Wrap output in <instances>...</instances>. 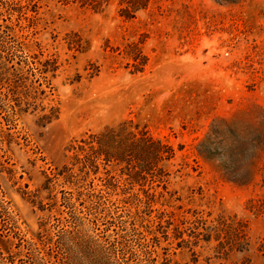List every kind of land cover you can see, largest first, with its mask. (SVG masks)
Listing matches in <instances>:
<instances>
[{"label": "rangeland", "instance_id": "374dc122", "mask_svg": "<svg viewBox=\"0 0 264 264\" xmlns=\"http://www.w3.org/2000/svg\"><path fill=\"white\" fill-rule=\"evenodd\" d=\"M0 24L56 65L0 158L7 264H39L55 223L104 240L132 217L148 237L167 225L158 264H264V0H0ZM112 132L166 149L142 185L134 155L80 170L78 147L113 149Z\"/></svg>", "mask_w": 264, "mask_h": 264}, {"label": "trees", "instance_id": "16d2710c", "mask_svg": "<svg viewBox=\"0 0 264 264\" xmlns=\"http://www.w3.org/2000/svg\"><path fill=\"white\" fill-rule=\"evenodd\" d=\"M16 36L17 34L11 32L9 27L6 30L0 28V53L5 52V55H0V158H4L8 163V150L11 143L17 142L19 136L17 130L19 115L31 108L38 109L39 98L44 100L52 91L49 73L56 68L52 59H46L43 65L39 66V61L25 51L23 41L17 40ZM39 92L42 94L40 97ZM53 116L56 114H52L51 118ZM110 134L113 149L102 147L100 140L104 134L97 136L98 145L91 144L90 151L85 147H78V151L84 154L82 160L78 152L76 153V159H81L80 170L88 175L91 172L97 174L101 162L109 164L114 160L117 164L130 163L131 156L134 155L139 161L136 163L137 169L131 175L133 177L131 183L142 185L144 173L153 169L151 160L165 157L166 149L160 142L143 135L137 136L136 133H130V136L125 138L113 135L116 134L114 132ZM142 154L143 158L140 157ZM73 169L71 167L57 174L69 180L70 176H75ZM112 177L114 180L110 184H116L115 176ZM74 182L77 184L79 181ZM5 194L6 191L0 187L1 203ZM136 197L141 202L138 194ZM146 203L151 210L152 202ZM2 216L3 222L0 226L5 229L6 218ZM129 221L131 225L129 227L124 225L123 233L113 239L104 240L89 234L77 224L62 223L59 227L60 224L55 223L54 227H58L55 234L47 232L46 236L43 234L39 237V264H158L157 246L160 242L158 234L168 239L167 225L163 224L162 219L154 231L147 225L148 237L140 229V226L144 227V218L138 223L134 217ZM11 241L8 235L0 234V264H7L11 253ZM36 244L34 242V245ZM165 260L161 264H166Z\"/></svg>", "mask_w": 264, "mask_h": 264}, {"label": "bare ground", "instance_id": "6f19581e", "mask_svg": "<svg viewBox=\"0 0 264 264\" xmlns=\"http://www.w3.org/2000/svg\"><path fill=\"white\" fill-rule=\"evenodd\" d=\"M82 109H83L82 106H80L79 104H75L71 120H74L78 116V114L83 111Z\"/></svg>", "mask_w": 264, "mask_h": 264}]
</instances>
